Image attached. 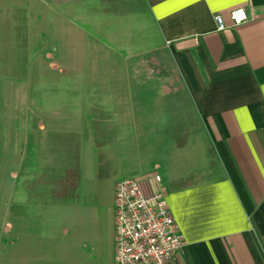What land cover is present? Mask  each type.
Here are the masks:
<instances>
[{
  "label": "crops",
  "instance_id": "crops-1",
  "mask_svg": "<svg viewBox=\"0 0 264 264\" xmlns=\"http://www.w3.org/2000/svg\"><path fill=\"white\" fill-rule=\"evenodd\" d=\"M2 1L0 13L18 14L12 19L18 22L15 26L30 30L25 50L30 62L35 10L48 15L50 27L59 22L61 28L74 31V44L88 38L116 59L159 53L170 57L223 170L203 178L196 165L187 168L166 159L169 163L156 171L184 239L171 264H264V0H137L128 9L122 8L125 0H45L42 10L32 7L36 0ZM238 6L246 9L249 19L216 30L214 15L229 24V12ZM28 69L30 76L31 64ZM153 71H123L129 78L125 94L136 91L139 101L77 99L69 102L78 110L76 131L63 132L69 120L60 118L56 132L32 133L30 196H22L24 183L16 176L23 153L19 128L11 133L4 127L19 126L20 121L0 120V264H116L114 187L119 179L140 174L126 175L125 166L118 175L101 169V147L87 128L85 113H78L86 108L125 109L122 118L111 117L112 124L124 125L120 134L156 139L158 134L149 126L158 124L164 104L149 90L164 87L165 79ZM121 74L113 70L110 76ZM70 75L79 81L85 74ZM132 109L142 112L133 116L128 111ZM134 124L143 128L134 131ZM103 185L107 202L99 213L96 204ZM95 221L103 233L97 246L88 247L85 242Z\"/></svg>",
  "mask_w": 264,
  "mask_h": 264
},
{
  "label": "rangeland",
  "instance_id": "rangeland-1",
  "mask_svg": "<svg viewBox=\"0 0 264 264\" xmlns=\"http://www.w3.org/2000/svg\"><path fill=\"white\" fill-rule=\"evenodd\" d=\"M44 1L36 0V5L32 1V7L38 9L40 6L42 10ZM104 1L107 3L112 0ZM136 3L137 0L130 3L125 0L122 8L128 9ZM0 6H3L2 0ZM106 7L114 6L106 4ZM15 15L18 16L0 13V120L10 117V120L20 121L19 126L8 124L4 127L6 132L11 133L17 132L19 128L23 153L20 170L16 176L24 183L22 196L32 195V153H29V150H32V133H39L40 130L56 132L54 128L58 126L60 118L69 120L63 132L76 131L78 110L69 102L77 99L103 101L107 104L139 101L140 93L132 91V95L125 94V82L129 78L124 76L126 73L123 71L132 68L149 69L153 73L155 70L156 73L164 75L165 86H153L149 90L154 99L158 96V100L164 104V108L159 110L162 112V118L158 119V124L149 126V131L158 135H155L157 138L153 140H136L130 139V135L120 134L124 125L112 124L111 117L122 118L125 109H79L78 116H82L81 112L85 113L87 128L92 129L95 144L101 147V152L97 154V157L102 158L101 169H108L113 175H118L125 172V166L128 170L126 175H135L158 171L160 165L172 160V164L177 163L187 168L190 164L196 165L198 170L203 171V178L223 171L221 160L210 142L197 109L192 106L187 91L174 75L170 57L159 53L154 57L116 59L102 47L92 45L88 38H85L84 44H74V31L61 28L59 22L55 23L53 28L50 27L48 15L35 10L32 11L30 62L27 51L25 53L28 45L27 31L30 30L21 28L20 24L15 26L18 24L12 21L13 18L18 19ZM113 70H122V74L110 76ZM71 71H83L85 75L78 81L71 75L68 77ZM130 79L133 81L136 78ZM77 90L79 97L76 95ZM128 111L137 117L142 112L140 109ZM150 114L152 115V112ZM137 117H133L134 120ZM132 127L137 132L143 128L140 124H134ZM65 141L70 143L69 140ZM106 191L107 186L103 185L99 192H102L101 202L96 204L99 213H102L100 210L107 200ZM97 220L99 226L101 224L103 227V222ZM95 223L94 230L88 233L89 240L85 242L88 247L94 244L97 246L103 233V229H96L97 221Z\"/></svg>",
  "mask_w": 264,
  "mask_h": 264
},
{
  "label": "built area",
  "instance_id": "built-area-1",
  "mask_svg": "<svg viewBox=\"0 0 264 264\" xmlns=\"http://www.w3.org/2000/svg\"><path fill=\"white\" fill-rule=\"evenodd\" d=\"M213 19L216 30L249 19L238 6ZM167 189L160 173L149 171L119 179L114 187V250L116 264H171L184 247V239L166 201Z\"/></svg>",
  "mask_w": 264,
  "mask_h": 264
}]
</instances>
